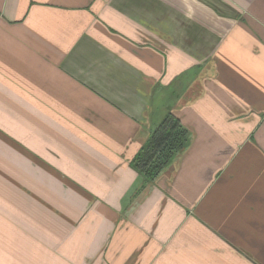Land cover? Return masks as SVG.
<instances>
[{
  "label": "crops",
  "instance_id": "crops-1",
  "mask_svg": "<svg viewBox=\"0 0 264 264\" xmlns=\"http://www.w3.org/2000/svg\"><path fill=\"white\" fill-rule=\"evenodd\" d=\"M0 264H264V0H0Z\"/></svg>",
  "mask_w": 264,
  "mask_h": 264
},
{
  "label": "trees",
  "instance_id": "trees-1",
  "mask_svg": "<svg viewBox=\"0 0 264 264\" xmlns=\"http://www.w3.org/2000/svg\"><path fill=\"white\" fill-rule=\"evenodd\" d=\"M189 140L190 134L187 129L168 111L129 165L144 182L152 183L170 161L186 149Z\"/></svg>",
  "mask_w": 264,
  "mask_h": 264
}]
</instances>
